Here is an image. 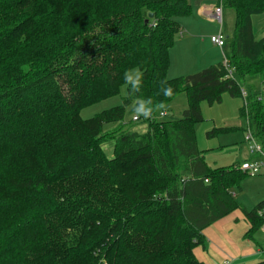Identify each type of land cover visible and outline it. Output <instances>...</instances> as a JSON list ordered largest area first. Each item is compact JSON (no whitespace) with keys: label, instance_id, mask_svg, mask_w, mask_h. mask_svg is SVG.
Wrapping results in <instances>:
<instances>
[{"label":"trees","instance_id":"16d2710c","mask_svg":"<svg viewBox=\"0 0 264 264\" xmlns=\"http://www.w3.org/2000/svg\"><path fill=\"white\" fill-rule=\"evenodd\" d=\"M220 3L235 12L226 63L168 78L187 0H0V264H206L194 255L202 229L237 206L231 192L247 174L205 162L200 102L242 96L234 73L264 88V38L251 24L264 0ZM132 66L144 70L140 92L80 116L118 93ZM182 91L181 117L137 116L143 132L124 121L136 96L167 104ZM261 96L250 92L240 111L264 146ZM241 210L253 238L264 199Z\"/></svg>","mask_w":264,"mask_h":264},{"label":"rangeland","instance_id":"374dc122","mask_svg":"<svg viewBox=\"0 0 264 264\" xmlns=\"http://www.w3.org/2000/svg\"><path fill=\"white\" fill-rule=\"evenodd\" d=\"M213 22L218 30L220 23L216 19H214ZM234 23V9L232 7L222 6L221 31L225 36V44L223 45V48H219L222 50V52H224V54L221 55V51L218 47H213V49L210 48L209 45L213 43H211L209 39L210 34H207L205 38H203V45H198L199 47L197 50H191V53H193L195 58L193 65H195L192 66L191 70H189L190 72H183L185 71L183 68L189 64H185L184 67L177 63V58L175 57L176 48L174 47L173 43L169 48V57L171 56L173 58L174 55V65L171 69H169L168 66L166 76L169 78L197 71L196 69H200L198 68V65H200V55L202 53L212 54V52L217 51L220 56V60L223 61L225 53H229V39L234 29ZM251 24L255 37H264V13L252 15ZM233 76L240 87L247 92L246 96L243 98V96H232L228 92H223L220 96V99L214 102L202 100L200 102V109L203 119L197 122L194 126L197 146L199 150L202 151L205 162L211 167H227L236 161H242V159H247L250 157V154L247 150V145L243 140L245 131L247 129V122L240 109L244 103L249 100L250 92L257 95L259 94V96H261L264 88L261 87L262 85L258 75L247 76L244 79L235 73ZM122 87L123 84L120 86L118 93L81 108L80 116L83 118H88L103 109L120 104L124 98V96L121 94ZM186 107L187 94L186 92L182 91L176 94L174 98L167 103L166 115L161 116L160 113L155 112L154 116L157 119L179 118L182 116L183 109ZM130 108L131 105L125 109L124 121L131 123V130H136L139 132L145 131L148 124L147 120L140 118L138 121H133L132 116L135 113L129 111ZM116 125V122L107 123L103 126V131H111L116 127ZM112 146L113 140L111 139H108L103 143V148L107 155L112 153ZM241 161L238 162V165ZM254 176L255 175H246L239 181L238 185H235L232 189L233 192H236L237 197H235L233 200L237 206L224 216L228 222V224L225 225V228H237H233L228 231L230 232V235H232V238H234L235 234L237 235L239 231L238 228H241V226L244 224L242 220L235 221V217L241 215V207L244 205V207L251 209L259 197V189L256 179L260 176ZM214 225L215 224H213V226ZM258 230L259 231H257L255 237H264V231L261 229V227Z\"/></svg>","mask_w":264,"mask_h":264},{"label":"crops","instance_id":"0c3cea01","mask_svg":"<svg viewBox=\"0 0 264 264\" xmlns=\"http://www.w3.org/2000/svg\"><path fill=\"white\" fill-rule=\"evenodd\" d=\"M187 2L191 6V12L188 15L178 17V20L181 24V31L179 36L174 41V47L176 48L175 57L177 58V63L184 67L185 64H189L185 67L186 69L183 68V70H185L183 72L185 73L190 72L189 70H191L192 66L195 65H193L195 58L193 53H191V50H197L200 45L202 46L204 43L203 38H205L207 34L212 35L219 30H217L213 22L215 18L213 17L212 12L214 6L217 5L220 0H187ZM220 27L221 26H219V28ZM256 38L264 37L256 36ZM209 46L212 49L213 47H218L215 44H210ZM220 51L221 55L224 54L221 49ZM200 56V65H198V68L200 69L211 64L224 61L220 60V56L217 51L212 52V54L202 53ZM169 58V69H171L174 65V55L173 58L171 56ZM200 69L196 70L198 71ZM111 155L112 153L109 156ZM239 161H236V164H233L237 165ZM255 176H260L256 179L259 189V197L256 201L257 203L259 200L264 199V169H262V171ZM233 197H237L236 192H234ZM242 207L248 209L247 207H244V205ZM236 220H242L244 224L241 226V228H238L239 231L237 235L235 234L234 238H232V235H230V232L228 231H230V229L237 228H225V225L228 224L225 217L217 219L210 225L204 227L202 229L203 239L201 243L194 247V255L198 259L204 261L206 264H222L224 259H229L232 264H252L263 258L264 237H255L257 231L259 230L254 233L253 238L245 236L244 233L247 231L249 223L245 219L243 212H241V215L235 217V221ZM213 224L215 225L213 226ZM261 229L264 231V223L262 224Z\"/></svg>","mask_w":264,"mask_h":264},{"label":"clouds","instance_id":"9594fccd","mask_svg":"<svg viewBox=\"0 0 264 264\" xmlns=\"http://www.w3.org/2000/svg\"><path fill=\"white\" fill-rule=\"evenodd\" d=\"M144 78V70L140 66H132L124 70L123 73V87L121 94L124 97L134 96L140 92ZM162 87L160 93L165 97H171L173 95V88L168 82L161 81ZM131 110L137 115L142 116L145 119H149L153 116L154 112L160 113L161 116L166 115L167 104L163 101L154 103L151 97L136 96L134 103L131 105Z\"/></svg>","mask_w":264,"mask_h":264},{"label":"built area","instance_id":"2783aa9c","mask_svg":"<svg viewBox=\"0 0 264 264\" xmlns=\"http://www.w3.org/2000/svg\"><path fill=\"white\" fill-rule=\"evenodd\" d=\"M212 15L220 23L221 26L222 5L220 4V2L214 6ZM209 38L213 44L217 45L220 48H222L223 45L225 44V36L221 31V27L215 34L210 35ZM223 63H226L225 57ZM246 93L247 92L245 90L241 89V94L243 98L246 96ZM259 98H262V96H259ZM132 119L134 120L138 119L137 115L134 114L132 116ZM244 141L247 145V150L250 154V157L247 159H243L239 163L238 167L247 175L259 174L262 171V169H264V146L257 141L251 129L249 128L248 124L244 134ZM206 180L207 179H205V181ZM231 195L234 196V192H231ZM103 264H106V262H103ZM222 264H232V263L229 259H224L222 261Z\"/></svg>","mask_w":264,"mask_h":264},{"label":"water","instance_id":"95a60500","mask_svg":"<svg viewBox=\"0 0 264 264\" xmlns=\"http://www.w3.org/2000/svg\"><path fill=\"white\" fill-rule=\"evenodd\" d=\"M149 16H152V13H149Z\"/></svg>","mask_w":264,"mask_h":264}]
</instances>
